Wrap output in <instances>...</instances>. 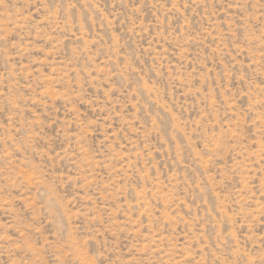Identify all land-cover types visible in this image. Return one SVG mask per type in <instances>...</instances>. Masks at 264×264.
Returning a JSON list of instances; mask_svg holds the SVG:
<instances>
[{
  "label": "rangeland",
  "instance_id": "obj_1",
  "mask_svg": "<svg viewBox=\"0 0 264 264\" xmlns=\"http://www.w3.org/2000/svg\"><path fill=\"white\" fill-rule=\"evenodd\" d=\"M0 264H264V0H0Z\"/></svg>",
  "mask_w": 264,
  "mask_h": 264
}]
</instances>
